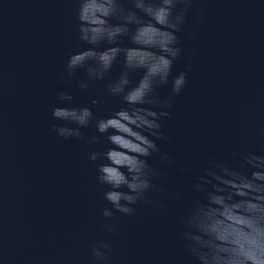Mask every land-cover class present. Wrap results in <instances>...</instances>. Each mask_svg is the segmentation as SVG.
<instances>
[{
    "label": "water",
    "instance_id": "obj_1",
    "mask_svg": "<svg viewBox=\"0 0 264 264\" xmlns=\"http://www.w3.org/2000/svg\"><path fill=\"white\" fill-rule=\"evenodd\" d=\"M76 6L77 0H0V264H94L91 247L99 240L110 244L112 264H192L180 232L187 208L202 199L193 185L208 161L235 164L232 152L264 151V138L256 136L264 128V0H195L178 34L182 52L172 76L187 64L191 71L160 121L168 139L157 141L171 163L158 155L149 161L161 172L154 183L162 208L139 202L133 215L116 213L111 221L101 215L110 207L97 181L101 161L88 158L110 146L108 133L90 125L81 132L97 143L65 139L54 126L72 125L51 116L59 91L73 96L69 107L103 100L92 109L95 118L122 106L118 97L99 95L122 58L87 91L76 85L87 79L83 70L71 81L60 78L69 53L84 47ZM171 78L157 87L159 99L170 96ZM105 222L115 235L101 229Z\"/></svg>",
    "mask_w": 264,
    "mask_h": 264
},
{
    "label": "clouds",
    "instance_id": "obj_2",
    "mask_svg": "<svg viewBox=\"0 0 264 264\" xmlns=\"http://www.w3.org/2000/svg\"><path fill=\"white\" fill-rule=\"evenodd\" d=\"M77 0L76 33L82 48L69 53L65 72L69 81L77 70H83L86 80H76L79 89L105 81L114 64L122 58V68L115 78L107 80L104 97H118L122 106L107 118H95L93 108L103 100L91 99L88 105L66 106L73 96L65 91L57 94L58 105L52 108L54 120L67 125L54 126L62 138H77L87 144L97 143L96 135L85 137L81 129L94 126L105 133L104 151L89 154L97 164V181L106 187L101 215L108 221L115 214L131 216L139 202L162 208L161 195L154 183L161 172L149 161L154 155L161 162L171 163L157 141L168 138L161 131L160 121L167 118L172 97L186 87L185 70L172 76L174 61L180 56V36L195 0ZM202 10L193 19L199 20ZM130 26H135L131 28ZM127 40L130 46H122ZM140 73L135 82L130 78ZM170 96L159 99L156 89L169 84ZM111 130V132H109ZM256 136L264 138V128ZM235 164L208 161L203 175L193 185L202 199H194L182 221V247L192 264H264V151L232 152ZM186 170V169H185ZM156 198L149 199L150 193ZM167 198L175 200L176 193ZM101 229L116 234L113 224L101 223ZM112 249L106 240L91 247L94 264H112Z\"/></svg>",
    "mask_w": 264,
    "mask_h": 264
}]
</instances>
